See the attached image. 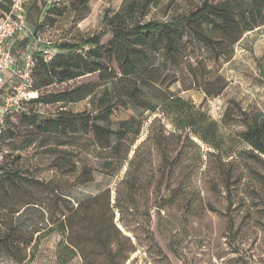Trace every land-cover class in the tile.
<instances>
[{"label": "rangeland", "instance_id": "1", "mask_svg": "<svg viewBox=\"0 0 264 264\" xmlns=\"http://www.w3.org/2000/svg\"><path fill=\"white\" fill-rule=\"evenodd\" d=\"M49 1L52 11L43 8L38 13L35 8ZM73 1L27 0L29 26L33 30L43 17L45 27L37 35L53 49L63 41L102 31L105 44L111 37L105 17L121 11L127 0H88L82 9L73 8ZM200 1L157 0L146 16L137 19L164 22ZM207 56L188 40L180 64L158 56L149 91L160 105L151 101L141 107L129 105L131 129L139 134L127 132L121 140L112 135L107 148L100 147L91 132L39 133L30 123L33 114L41 118L59 111L94 115L97 98L111 83L105 74L95 72L54 84L29 98L84 85L90 94L81 100L24 103L5 116L0 178L14 171L22 176V183H0V233L20 223L24 240H31L23 250L28 254L25 264H66L60 257L62 236L48 231V216L56 215L60 205L50 200V189L74 205L110 190L115 222L128 238L122 242L124 264H264V155L250 156L251 147L242 136L245 116L264 118V13L259 25L234 45L229 58L214 62ZM200 57L206 59L198 79L220 77L212 88L224 86L215 97H206L191 74L190 66L195 67V58ZM58 156L65 157L66 166H52ZM165 156L170 159L169 171ZM218 159L229 170V189ZM72 164L74 173L61 172ZM83 168L91 172V181L77 185L75 179ZM35 180L41 185L33 186ZM25 202L35 204L28 205L19 220L16 211ZM14 252L0 248V264H17L11 258ZM67 264H80V259L73 257Z\"/></svg>", "mask_w": 264, "mask_h": 264}, {"label": "trees", "instance_id": "2", "mask_svg": "<svg viewBox=\"0 0 264 264\" xmlns=\"http://www.w3.org/2000/svg\"><path fill=\"white\" fill-rule=\"evenodd\" d=\"M12 0H0L3 12L9 9ZM157 0H127L121 11L110 17H105V27L111 33L110 39L101 43L104 31L75 41H63L54 49L55 54L45 59L42 51L32 53L33 90L47 88L76 78L98 72L105 74V80L110 85L103 87L97 98V112L94 115L59 111L54 117L41 118L31 115L30 123L39 133H72L80 129L84 133L91 132L100 147H109V137L114 135L121 140L127 132L137 136L138 129H131L132 117L129 115V105L137 107L154 102L160 105V99L149 91V85L154 83L155 61L158 56L178 65L183 43L188 40L193 49L205 50L214 62L220 58H229L234 45L242 36L255 29L264 13V0H201L194 8L170 17L169 20L158 22L147 20L141 22L137 16L144 17ZM88 0H74L73 8L82 9ZM77 4V5H76ZM54 5L42 2L38 13L43 10L51 12ZM43 11V12H44ZM34 35L45 27L43 17L35 23ZM38 31V32H37ZM51 47V46H50ZM87 47V48H85ZM188 60V55L182 58ZM206 57L195 58L197 64L190 66L191 74L198 86H201L206 97H215L223 89V85L212 88L214 79L199 80V69L205 68ZM115 69L118 70L116 74ZM90 94L84 85L58 93L39 94L29 102H73L81 100ZM147 106V105H146ZM149 109V107H147ZM15 111V110H13ZM12 111V112H13ZM9 112L6 115L12 113ZM3 116V124L5 116ZM246 129L242 132L245 142L251 147L250 156L264 155V118L245 116ZM117 126L114 127L112 124ZM3 125L0 128V138L3 136ZM65 157H55L52 166H66ZM218 168L223 175L224 183L229 189V170L221 159ZM166 170H170V159L164 158ZM75 165L61 169L63 174L75 172ZM92 174L83 168L76 177L77 185L91 181ZM22 176L14 171H6L0 178V183L20 186ZM33 186L41 185L38 180ZM131 196L133 189L128 187ZM50 200L58 206L56 215L48 216V231H57L63 238L60 246L63 263H69L73 257H79L80 264H124L122 242L125 237L115 222V206L111 203L109 189L82 199L72 204L64 195L50 189ZM230 203V202H229ZM35 203L25 202L17 210V219H21L25 210ZM29 205V206H28ZM31 207V206H30ZM24 232L20 223L0 233V248L6 252L15 251L12 259L17 264H25L28 254L23 251L30 243L24 240Z\"/></svg>", "mask_w": 264, "mask_h": 264}, {"label": "built area", "instance_id": "3", "mask_svg": "<svg viewBox=\"0 0 264 264\" xmlns=\"http://www.w3.org/2000/svg\"><path fill=\"white\" fill-rule=\"evenodd\" d=\"M27 0H12L0 15V128L3 116L31 98L33 90L32 53L42 51L50 59L55 51L34 35L27 21Z\"/></svg>", "mask_w": 264, "mask_h": 264}]
</instances>
